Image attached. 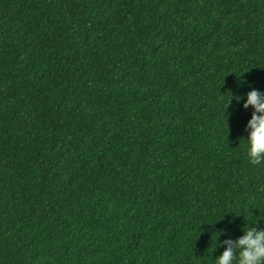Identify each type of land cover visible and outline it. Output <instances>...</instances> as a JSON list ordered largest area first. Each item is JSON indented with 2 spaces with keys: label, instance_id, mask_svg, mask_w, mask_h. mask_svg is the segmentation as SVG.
I'll return each instance as SVG.
<instances>
[{
  "label": "trees",
  "instance_id": "obj_1",
  "mask_svg": "<svg viewBox=\"0 0 264 264\" xmlns=\"http://www.w3.org/2000/svg\"><path fill=\"white\" fill-rule=\"evenodd\" d=\"M251 88L264 0H0V264H213L264 227Z\"/></svg>",
  "mask_w": 264,
  "mask_h": 264
},
{
  "label": "clouds",
  "instance_id": "obj_2",
  "mask_svg": "<svg viewBox=\"0 0 264 264\" xmlns=\"http://www.w3.org/2000/svg\"><path fill=\"white\" fill-rule=\"evenodd\" d=\"M231 100L241 109L251 110L245 124L247 135L246 139L243 138V150L249 163L259 164L264 161V90L251 88L240 96L231 97ZM229 102L228 96L226 106ZM240 231L242 234L234 240L226 238L218 241L221 233L215 237L212 251L216 248H222V251L212 258L213 264H264V227L246 226Z\"/></svg>",
  "mask_w": 264,
  "mask_h": 264
}]
</instances>
